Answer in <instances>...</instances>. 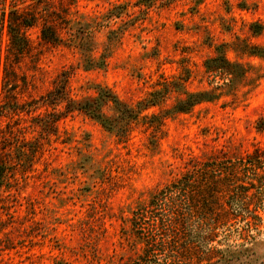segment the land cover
<instances>
[{
    "label": "rangeland",
    "instance_id": "obj_1",
    "mask_svg": "<svg viewBox=\"0 0 264 264\" xmlns=\"http://www.w3.org/2000/svg\"><path fill=\"white\" fill-rule=\"evenodd\" d=\"M13 7L50 15L61 43L41 40L40 20L16 62L0 31V264H125L131 213L156 191L264 149V0H0V20ZM220 53L232 75L206 70ZM62 76L76 99L102 86L156 105L124 135L82 113L49 135L46 108L28 110ZM204 91L216 99L173 113Z\"/></svg>",
    "mask_w": 264,
    "mask_h": 264
},
{
    "label": "trees",
    "instance_id": "obj_2",
    "mask_svg": "<svg viewBox=\"0 0 264 264\" xmlns=\"http://www.w3.org/2000/svg\"><path fill=\"white\" fill-rule=\"evenodd\" d=\"M50 19L48 14L20 13L17 7L3 11L0 31L8 36L7 59L12 55L18 62L29 52L25 30L40 20L41 40L59 45L60 36ZM205 68L210 73L231 74L234 65L220 53L207 60ZM61 78L37 103L31 102L28 110L46 108L49 135L75 113L90 117L111 133L125 134L143 110L156 105L151 100L143 109H135L102 86L94 88V95L76 99L70 94L67 77ZM212 93L186 94L173 113H188L197 105L214 101ZM1 103L6 111L15 105L11 97ZM7 165L6 160L0 162V189L9 179ZM129 224L124 237L132 255L125 264H264V238L260 240L264 237V149L258 147L234 163L215 160L188 171L138 206ZM233 237L240 242L232 243Z\"/></svg>",
    "mask_w": 264,
    "mask_h": 264
}]
</instances>
